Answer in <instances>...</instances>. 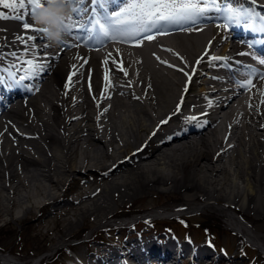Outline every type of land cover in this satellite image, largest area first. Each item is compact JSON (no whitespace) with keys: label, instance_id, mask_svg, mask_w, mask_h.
I'll return each instance as SVG.
<instances>
[{"label":"bare ground","instance_id":"1","mask_svg":"<svg viewBox=\"0 0 264 264\" xmlns=\"http://www.w3.org/2000/svg\"><path fill=\"white\" fill-rule=\"evenodd\" d=\"M2 13L10 16L11 10L7 8ZM28 31L33 30L24 29L21 21L0 18V65H5L4 52L12 54L24 46L17 37L27 40ZM217 32L214 27H205L165 37L160 43L165 50H171L174 42L179 48L171 52L173 59L163 50L143 46L138 51L132 48L105 50L104 56L73 46L67 47L69 50L64 53L67 48H61L62 44L53 46L43 33L35 34V40L39 37L48 42L38 50L47 51L46 57H51L48 69L54 62L55 67L51 74L47 71L49 75L41 77L36 93L13 105L7 112L9 115L0 117L1 204L6 210L4 202L21 207V200L30 197L19 193L18 188L25 187L20 172L31 181L43 179L58 187L63 174L72 176L87 168L88 173L97 177L95 183L100 184L99 187L84 190V186H80L77 197L67 202L58 196L43 197V204L54 206V211L76 205L72 209L74 218L59 226V234L51 237L54 248L71 238L74 230L90 215L94 216V223L102 224L115 215V209L125 201L142 198L150 192H173L184 201L179 206L195 207V201L202 200L197 210L215 211L228 218L229 226L250 241L255 239L257 248L264 252V103L259 102L264 97L261 95L264 84L253 86L255 102L251 108L246 104L248 97L243 91L230 93V103L221 108L224 120H217L219 124L208 132L203 128L182 131V123L161 124L165 120L174 121L178 115L185 117V113L197 120L213 115L211 101L206 102V111L200 112L199 98L207 93L214 94L215 98V90L208 87L198 93L193 91L201 77V62L211 53L209 43L214 44ZM25 43L30 45L29 40ZM196 61L198 64L193 69L192 63ZM163 63L169 68L162 69ZM121 66L126 76L119 70ZM18 70L24 72L21 66ZM74 71L71 86L66 87ZM106 72L111 87H106ZM189 72L192 73L190 81ZM236 93L240 95L236 97ZM221 100L222 96L218 95L216 101ZM242 119L245 127L233 132L237 134V147L238 144L241 147L223 150L220 129L223 126L239 128ZM103 134V141H98V136ZM114 145L115 152L131 147L128 157L114 158L115 153H110ZM149 146L150 150L144 151ZM33 152L39 155L34 156ZM107 161L111 162L107 164ZM75 163H81L79 169H75ZM181 189L184 193H180ZM29 208L21 209L7 222L24 220ZM150 238L153 240L148 243ZM121 242L122 250L115 246L103 248L102 254L92 250L87 263L141 264L143 258L148 263L151 260L145 254L156 249L173 258L172 261L168 258L170 262L159 258V264H174L175 251L178 260H189L188 264L218 263L222 257L217 258L213 251L207 252V247L187 251L189 246L184 243L174 248L171 241L156 240L152 236L138 242L133 239ZM123 253L125 260L118 257ZM220 259L226 261L224 257ZM228 263L251 264L234 260V257L229 258Z\"/></svg>","mask_w":264,"mask_h":264},{"label":"rangeland","instance_id":"2","mask_svg":"<svg viewBox=\"0 0 264 264\" xmlns=\"http://www.w3.org/2000/svg\"><path fill=\"white\" fill-rule=\"evenodd\" d=\"M175 43V42H174ZM173 43L172 49L169 50L168 55L169 57L172 56L173 52L178 51V47ZM176 47L175 49H173ZM172 52V53H171ZM140 93V92H139ZM245 127L244 120H242L241 125L239 128H222L220 129L219 137H227L225 143L222 146H226L225 148L231 147V150H233L235 147H241L237 143L236 138L237 134L233 133L234 131H240L241 128ZM251 129H255L254 131H259L258 128L252 127ZM233 130V131H232ZM19 132L22 130H18ZM94 132H96L94 130ZM93 133V130H92ZM103 135H99L98 138L100 142H102ZM246 141V140H245ZM100 142H97L100 144ZM235 142V143H234ZM247 142V141H246ZM25 143V142H22ZM41 144H43V141H41ZM30 145H28L29 148ZM122 146V145H121ZM116 145L111 147L110 153L113 154L114 158H117L118 156L128 157L129 154V148H119V152L113 151L115 149ZM231 150L229 152H231ZM118 151V150H117ZM228 152V153H229ZM34 156L39 155L36 154V152H33ZM80 156V153H79ZM78 156V157H79ZM80 158V157H79ZM80 161V160H78ZM90 162H92L90 160ZM111 161H107V164H109ZM105 163V162H104ZM81 163H75V169H79ZM87 168H82L81 172H74L72 176H68L67 174H63L61 176V181L58 184V187L51 184V182L45 181L43 179H34L30 180V178H24V174L20 172V176L23 178V181L25 182V187L21 188L19 187L18 190L19 193H22L23 195L28 194L30 197H28V200L26 198H23L22 206L18 207V205L14 204H8V202H4V204H7V209L1 204L0 199V252L2 254L7 256H12V263H20L21 261L31 262L37 260L36 257H42L46 255L51 248L55 245L51 241L52 236H57L59 226H63L66 224L67 220H72L74 216L72 215L75 206H68L69 208H63L58 211H54L55 207L48 206L45 207V209H40L38 206L42 204L45 200V198H50L51 196H58L63 197V199L66 200V202L71 198L77 197V189L80 188L81 185H84V190H93L96 187H99L100 184L95 183L96 179L95 177L89 179ZM92 175V174H91ZM75 176V177H74ZM73 177V178H72ZM91 177V176H90ZM72 178V179H71ZM97 178V177H96ZM54 179H57V176L54 175ZM85 182H84V181ZM71 182V183H70ZM75 188V189H74ZM4 194V192H2ZM180 193H184V189H181ZM172 192H164V193H156V192H150L148 195L143 196L142 198H136L132 201H125L122 206L117 207L115 209V214H129L128 216L138 214V212L144 211L147 214H150L153 212V217H157L155 210L163 209V210H172L174 208H180L179 203H183L184 201L180 200V198H176L175 194ZM184 195H182L183 197ZM202 200H196L195 202H201ZM213 202V201H212ZM179 206V207H178ZM183 206V205H182ZM30 207L29 212L26 214V218L22 221H9L12 217H15L17 213H20V210ZM67 210V211H66ZM66 211V212H65ZM10 212V213H8ZM65 212V214H64ZM163 216V214H162ZM159 216V217H162ZM112 217V216H111ZM221 216L214 211L206 210L201 215L198 216H191L189 219V232L192 234L193 237L201 238L204 236L203 227L206 226L208 228V231L211 232V235L213 236L212 242L215 246H219L217 244H221L222 246L228 247V250L231 252L233 250L234 244H235V236L233 234H230L225 228H222L221 221L219 220ZM12 220V219H11ZM114 219H110L108 223H102V224H96L94 216L90 215L87 219L84 220L80 224L79 227H77L74 232L73 236L69 238L68 240H64L65 242H62L61 244H66V242H70V239H75L78 236L84 235L83 237H88L89 235L85 234L86 231L92 230L93 228L105 225V224H111ZM158 222H164L160 219H157L155 221H152V223ZM264 224V220L262 222ZM177 234L182 233L181 229H178ZM97 236L100 237V242L96 245V241L91 242H78L79 240H74L72 243L78 242V244H75L73 246L66 245L65 250L67 251V256L71 257L72 259H75L79 257L78 259H84L85 262L90 260V252L92 250H96L98 248H102L105 243L103 242H109L105 238V234L103 232L98 231ZM87 235V236H86ZM115 237V236H114ZM92 239V238H89ZM67 242V243H68ZM249 254V256H253L254 252H246ZM48 262H51L50 259H47ZM34 263V262H33ZM0 264L1 261H0ZM57 264H61V261H59Z\"/></svg>","mask_w":264,"mask_h":264},{"label":"snow or ice","instance_id":"3","mask_svg":"<svg viewBox=\"0 0 264 264\" xmlns=\"http://www.w3.org/2000/svg\"><path fill=\"white\" fill-rule=\"evenodd\" d=\"M48 2H55V0H48ZM66 2L74 4L73 15L67 18L65 25L66 32L69 35H74V39L82 40L85 36L81 33H87V39H107V40H130L141 44L143 40L154 39L151 35L141 36L148 29H155L159 32V28L165 24L180 23L182 21H195L201 16L209 12H223L224 20L227 23H236L241 26H246L251 30L264 32V14L255 10V8L245 7L242 4L227 6L222 4V0H128L125 7L120 8L119 11H113L108 14L106 21L96 18L95 15H88V18L83 19L82 14L87 15L89 10L84 6L85 0H66ZM253 5H256L257 0H251ZM5 8L11 10L13 15L8 16L0 12V18L3 19H17L23 23L24 29H32L37 33L46 31L40 27H34L27 22L28 18H32L37 8L43 6V0H0ZM23 10V11H21ZM75 17V18H74ZM166 34V33H160ZM22 42L35 39L34 36H28L27 40L24 37H17ZM65 46H69L64 42ZM76 46V45H71ZM211 42L209 43V48ZM27 51V50H26ZM247 53H240L246 55ZM11 55L15 56L16 53ZM35 56V53H31ZM207 55V53L205 54ZM213 60H224V57L212 56ZM21 63L22 70L35 74L42 70L43 63L37 62L34 59H27L17 61ZM259 63L264 65V59H260ZM11 77H15L16 73L11 68L4 69ZM126 76L127 72L121 66L119 69ZM116 71V69H112ZM183 72V69H180ZM72 75L68 77L69 83L66 87H70ZM252 77L264 79V72L258 71L255 67H248L246 78L238 82L240 88H249L252 86ZM21 80L25 77H20ZM105 80L108 82L106 87H111L109 75L106 72ZM91 87V86H90ZM264 96V93L261 94ZM264 103V100L261 101ZM211 106V102H209ZM180 106H177L179 111ZM167 120L161 121V124H166Z\"/></svg>","mask_w":264,"mask_h":264},{"label":"clouds","instance_id":"4","mask_svg":"<svg viewBox=\"0 0 264 264\" xmlns=\"http://www.w3.org/2000/svg\"><path fill=\"white\" fill-rule=\"evenodd\" d=\"M75 5L66 2V0H55L48 2L43 0V6L37 8L32 15V21L37 27L46 31L44 36L47 41L55 46L58 45L66 37L67 18L73 15Z\"/></svg>","mask_w":264,"mask_h":264}]
</instances>
